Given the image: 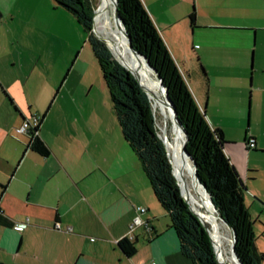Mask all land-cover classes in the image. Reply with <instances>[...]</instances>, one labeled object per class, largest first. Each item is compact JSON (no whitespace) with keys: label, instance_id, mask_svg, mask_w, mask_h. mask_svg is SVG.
Segmentation results:
<instances>
[{"label":"crops","instance_id":"crops-1","mask_svg":"<svg viewBox=\"0 0 264 264\" xmlns=\"http://www.w3.org/2000/svg\"><path fill=\"white\" fill-rule=\"evenodd\" d=\"M23 2L0 4L3 23ZM141 2L197 107L221 129L231 163L230 129L244 127V144L253 138L250 178L257 168L249 156H264V0ZM1 31L8 37L0 45V213L8 222L0 223V264H192L102 95L68 92L63 107L52 106L56 96L45 107L27 100L10 50L16 39L10 26ZM30 114L39 117L46 154L14 130ZM137 205L145 207L141 222L128 230ZM25 217V226L12 225ZM122 237L134 242L132 254L118 247Z\"/></svg>","mask_w":264,"mask_h":264},{"label":"trees","instance_id":"trees-1","mask_svg":"<svg viewBox=\"0 0 264 264\" xmlns=\"http://www.w3.org/2000/svg\"><path fill=\"white\" fill-rule=\"evenodd\" d=\"M52 1L69 11L86 32L89 48L107 85L110 107L122 137L138 158L156 201L168 216L178 240L179 252L192 264H225L215 244L218 263L216 262L204 226L179 195L178 186L181 189V182L177 167H173L174 179L170 168L173 159L169 153L166 156L164 145L157 135L148 97L132 74L112 56L104 41L91 31V1ZM117 9L132 47L148 59L166 89L176 116L185 129L186 142L184 143L181 129L179 138L194 160L198 180L204 185L218 215L233 229L236 255L242 264H262L263 252L254 244L248 214L242 205L243 186L237 171L223 151L221 129L208 124L203 110L192 99L141 0H117ZM188 17L192 23V11ZM97 21L95 14L94 31L101 37ZM110 43L118 47L111 41ZM109 47L117 59L131 68L122 53L110 45ZM162 96L164 99L163 92ZM164 105L168 109L165 102ZM168 111L172 114L169 109ZM164 144L167 147L165 142ZM28 146L39 154L47 153L46 145L36 134H28ZM190 163L192 164L191 160ZM192 169L194 170V166ZM199 181L198 185L205 193ZM7 222L0 213V223ZM117 245L125 255H130L135 250L134 242L125 237L119 238Z\"/></svg>","mask_w":264,"mask_h":264},{"label":"rangeland","instance_id":"rangeland-1","mask_svg":"<svg viewBox=\"0 0 264 264\" xmlns=\"http://www.w3.org/2000/svg\"><path fill=\"white\" fill-rule=\"evenodd\" d=\"M12 1L0 0V4L3 7H10ZM90 1L93 8L98 3V0ZM15 6L16 4L11 8L15 11V17L10 20L6 19L4 23L3 18L0 17V28L3 30V28L6 29L7 26H10L11 37L16 39L11 42L10 50L19 64L18 71L25 75L26 99L36 105L39 104V106L45 107L51 105L53 98L56 96L57 100L54 101L55 103L52 106L63 107L67 105L68 92L78 93L89 90L90 92L100 93L105 100V106L110 110L107 85L101 77L96 59L89 48L86 32L82 30L74 16L63 7L56 5L52 0H24L23 4L18 7L17 12ZM95 8L97 16V7ZM118 29L121 37L125 38V34L119 25ZM7 37L6 31L0 32V45H7L5 40ZM128 61L144 81L140 72H138V65L129 59ZM152 75L156 80V73L152 72ZM143 83L145 85L144 89L146 88L145 90L148 92L146 82ZM165 109L171 114L166 107ZM150 114L153 117L156 132L160 135L157 123L160 121L161 116L154 111L152 101ZM165 124L168 125L171 131H178L173 119L172 121L166 119ZM243 130V126L230 129L226 135L229 138H225L230 140V143L226 146L233 149L235 165L232 164L243 186L242 205L248 214L254 235V243L263 252L262 263L264 264V156L257 154L249 156L250 163L256 165L257 171L247 179L248 151L245 144L242 143ZM173 161H175L180 175L179 165L182 161L181 159ZM194 173H196V168H194ZM197 187V196L203 202L207 201V196L199 187L198 181ZM178 190L180 197L184 200L182 197V184L181 189L178 186ZM199 221L201 224H205L201 218H199ZM221 255L224 259L222 252Z\"/></svg>","mask_w":264,"mask_h":264},{"label":"bare ground","instance_id":"bare-ground-1","mask_svg":"<svg viewBox=\"0 0 264 264\" xmlns=\"http://www.w3.org/2000/svg\"><path fill=\"white\" fill-rule=\"evenodd\" d=\"M96 7H97L98 26H99L100 33L101 32L102 33H101V37H99L94 31V18H95V14H96V8H95V11L93 14V31H94L95 35L98 38H100L101 40H103L107 45L109 44L110 46L115 48L119 53H122L126 59V62L129 65H130V63H129L128 59L133 61L134 63H136L138 65V68H137L138 72H140V74H141L142 78L144 79V81L146 82V86L148 88V92H147L148 99H149V101L150 100L152 101L154 111L158 112L161 116V119L157 124L159 127V132L162 136L163 142L166 143L168 150H169L168 151L166 149V152L168 151L167 154L169 153V155L173 158V160L181 159V161H182V163L179 165V173H180L179 177H180V182L182 184L183 198L190 205V207L198 214V219L201 218L204 221V223L208 226L209 229L207 228V226L205 224H203L207 228L208 234H209L210 239H211L210 242L212 245V249L215 250L216 258H217V250H216L215 243L220 248V250L223 254L225 264H237V259L235 258V256L233 255V253L230 250L231 235H230L229 229L218 218L216 211L214 210V208L211 205L208 198L206 197L207 201L203 202L202 199L200 197H198L196 194V190L198 187H197V180L195 177V173H194V170L192 169L193 163L191 164V163H189L190 161H188V160L192 161V157L187 152V150L183 146L182 142L180 141V138H179L180 137V128L177 125V121H176L175 116L173 115V113H172V115L169 114L165 109V105H164L165 101H164L163 96H162L163 88L161 87L157 77L155 80L153 75H152L153 71L147 66L145 60L141 57V55L139 56V54L134 53L129 48V46L127 44L128 42L126 43L125 38L121 37V35L119 33L118 25L123 32L125 29H124L123 24H121V22H122L121 19L120 18H114V16L112 15V1L111 0H98ZM110 41L112 43H114L115 45H117L119 48L112 45L110 43ZM109 45H108V47H109ZM121 50L125 54L123 52H121ZM120 62H122L128 68V70H130L132 73L134 72L133 73L134 79L144 89V87H145V85L143 83L144 81L138 76L136 71L132 67H131L132 68L131 69L129 66H127L126 63H124L123 61H120ZM157 83H158V85H157ZM151 101H150V105H151ZM165 104L168 107V109L172 112V109H171L169 103L165 102ZM166 119L170 120V121H172V119H173V121L175 122V124L178 128L177 132L171 131L168 128V125L165 124ZM165 148H166V146H165ZM172 164L173 165L171 166V170H172V173L174 175L173 167L174 168L176 167L175 161H172ZM191 165H192V167H191ZM194 168H196V167H194ZM204 191H205V189H204ZM205 193H204L205 196L206 195L208 196L206 191H205ZM211 234H212L213 238H212ZM213 239H214V241H213Z\"/></svg>","mask_w":264,"mask_h":264},{"label":"water","instance_id":"water-1","mask_svg":"<svg viewBox=\"0 0 264 264\" xmlns=\"http://www.w3.org/2000/svg\"><path fill=\"white\" fill-rule=\"evenodd\" d=\"M94 11H95V8H93V10H92V17H91V31L93 32V34H95L94 33V31H93V14H94ZM112 15L114 16V18H120L119 17V13H118V9H117V0H112ZM121 24H122V22H121ZM124 33H125V36H126V39H127V42H128V46H129V48L134 52V53H136V54H139V55H141L143 58H144V60H145V62H146V64H147V66L154 72V73H156V70L154 69V67L149 63V61H148V59L142 54V53H140V52H138V51H136L133 47H132V45H131V43H130V39H129V35L127 34V32L124 30ZM105 43V42H104ZM106 44V43H105ZM106 46L108 47V45L106 44ZM108 49H109V51L111 52V54H112V56L124 67V68H126L127 70H128V68L122 63V62H120L114 55H113V53H112V51L110 50V48L108 47ZM131 74H132V76L134 77V74L130 71V70H128ZM157 77V79H158V81H159V83H160V85H161V87L163 88V92H164V101L166 102V103H169V105H170V107H171V109H172V113H173V115L175 116V118H176V121H177V125L179 126V128L181 129V131H182V133H183V139H184V143H185V141H186V132H185V129H184V127L182 126V124H181V122L179 121V119L177 118V116H176V112H175V109H174V106L172 105V103L170 102V99L168 98V96H167V92H166V89H165V87H164V85H163V83L161 82V80H160V78L158 77V76H156ZM137 83V82H136ZM138 84V83H137ZM144 92H145V94H146V96L148 97V94H147V91L145 90V89H143L140 85H138ZM158 135V134H157ZM158 137L161 139V141H162V143H163V145H164V142H163V139L160 137V135H158ZM164 148H165V145H164ZM165 151H166V148H165ZM166 156H167V152H166ZM192 163H193V166L194 167H196L195 166V163H194V160H193V158H192ZM171 168V167H170ZM171 173H172V170H171ZM172 175H173V173H172ZM173 177H174V175H173ZM195 177H196V179L198 180V177H197V175H196V173H195ZM174 179H175V177H174ZM199 181V180H198ZM201 183V182H200ZM201 185L204 187V185L201 183ZM205 189V188H204ZM206 191V190H205ZM207 192V191H206ZM208 194V193H207ZM208 198H209V195H208ZM184 201H185V199H184ZM209 201H210V203H211V205L213 206V203L211 202V200H210V198H209ZM186 202V201H185ZM186 205L188 206V208L196 215V217L198 218V214L190 207V205L186 202ZM213 208H214V206H213ZM214 210H215V208H214ZM216 211V210H215ZM216 214H217V216H218V218L227 226V228L229 229V231H230V235H231V244H230V250H231V252L233 253V255L235 256V258L237 259V262H238V264H242L241 263V261L239 260V258H238V256L236 255V253H235V251H234V248H233V242H234V232H233V229H232V227L228 224V223H226L223 219H222V217L220 216V215H218V213L216 212ZM203 225V224H202ZM204 226V225H203ZM204 228H205V231L207 232V234H208V231H207V228L204 226ZM208 237H209V240L211 241V239H210V236H209V234H208ZM213 250V253H214V257H215V260H216V262L218 263V261H217V259H216V255H215V250L214 249H212Z\"/></svg>","mask_w":264,"mask_h":264},{"label":"built area","instance_id":"built-area-1","mask_svg":"<svg viewBox=\"0 0 264 264\" xmlns=\"http://www.w3.org/2000/svg\"><path fill=\"white\" fill-rule=\"evenodd\" d=\"M39 122V117L36 114H30L27 116L22 117L20 122L14 127V130L19 133H28L31 135L36 134V128ZM246 147H253L254 146V140L252 137H248L245 140ZM145 210L144 206L137 205L134 207V214L131 217L129 223H128V230L133 229L136 225L140 224L141 219L139 217V214ZM27 223V218L25 217L23 220L20 221H14L12 225L19 229L23 226H25ZM57 226V224H56ZM150 264H153L151 261Z\"/></svg>","mask_w":264,"mask_h":264}]
</instances>
